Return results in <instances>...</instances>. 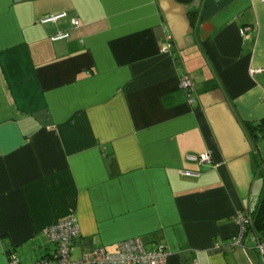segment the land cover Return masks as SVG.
I'll list each match as a JSON object with an SVG mask.
<instances>
[{"label": "crops", "instance_id": "0c3cea01", "mask_svg": "<svg viewBox=\"0 0 264 264\" xmlns=\"http://www.w3.org/2000/svg\"><path fill=\"white\" fill-rule=\"evenodd\" d=\"M263 191L264 0H0V264L52 256L69 217L73 258L139 237L264 264L233 244Z\"/></svg>", "mask_w": 264, "mask_h": 264}, {"label": "built area", "instance_id": "2783aa9c", "mask_svg": "<svg viewBox=\"0 0 264 264\" xmlns=\"http://www.w3.org/2000/svg\"><path fill=\"white\" fill-rule=\"evenodd\" d=\"M67 13L63 12L42 20V23L55 21L59 18H65ZM73 26H79L77 18L71 20ZM248 28H244V34ZM65 37L58 34L54 37ZM180 88L184 90L189 103H193L194 87L187 76L180 78ZM190 161H198L201 163L210 162V155L204 153L200 156H188ZM235 221L240 225V235L233 240L234 245L244 244L245 235L247 233V225H252L251 214L242 212L237 214ZM43 235L47 240L55 246V251L50 257L40 259L36 264H166L171 252L163 244H155L153 246L146 245L139 237L129 238L119 242L116 252L109 253L104 248L92 249L83 252L79 257H72V247L80 236V229L77 219L69 217L64 220L56 221L43 231ZM253 243V248L261 257H264V240L258 239L255 235L247 237ZM8 264H19V259L14 252L7 255Z\"/></svg>", "mask_w": 264, "mask_h": 264}, {"label": "trees", "instance_id": "16d2710c", "mask_svg": "<svg viewBox=\"0 0 264 264\" xmlns=\"http://www.w3.org/2000/svg\"><path fill=\"white\" fill-rule=\"evenodd\" d=\"M250 214H251L252 225L245 226L247 230L245 239H247L249 231H251L252 229L264 230V191L262 193V197L258 207L253 212H250Z\"/></svg>", "mask_w": 264, "mask_h": 264}, {"label": "water", "instance_id": "95a60500", "mask_svg": "<svg viewBox=\"0 0 264 264\" xmlns=\"http://www.w3.org/2000/svg\"><path fill=\"white\" fill-rule=\"evenodd\" d=\"M16 1H18V0H16Z\"/></svg>", "mask_w": 264, "mask_h": 264}]
</instances>
